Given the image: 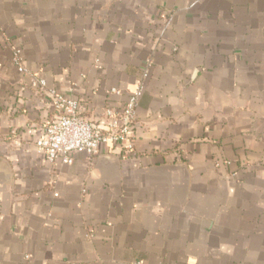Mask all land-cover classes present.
<instances>
[{
	"label": "crops",
	"instance_id": "obj_1",
	"mask_svg": "<svg viewBox=\"0 0 264 264\" xmlns=\"http://www.w3.org/2000/svg\"><path fill=\"white\" fill-rule=\"evenodd\" d=\"M103 125L147 71L135 150L50 162L56 112ZM264 264V0H0V264Z\"/></svg>",
	"mask_w": 264,
	"mask_h": 264
},
{
	"label": "built area",
	"instance_id": "obj_2",
	"mask_svg": "<svg viewBox=\"0 0 264 264\" xmlns=\"http://www.w3.org/2000/svg\"><path fill=\"white\" fill-rule=\"evenodd\" d=\"M12 62L32 86L42 90L50 98L56 112L51 121L40 125L36 130L35 147L50 162L61 160L65 164H72L76 153L93 158L107 146L121 149L126 154L134 152L137 108L145 90L147 71L143 72L137 88L128 95L117 89L109 91V98L125 97L126 100L119 109L112 106L105 108L104 124L98 126L80 114L81 104L78 100L60 94L48 85L46 79L30 72L25 67L21 49L14 50Z\"/></svg>",
	"mask_w": 264,
	"mask_h": 264
}]
</instances>
